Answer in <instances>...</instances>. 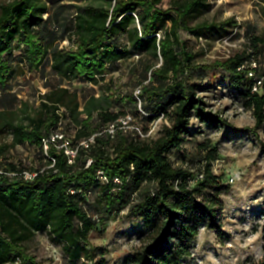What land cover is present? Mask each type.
<instances>
[{
	"label": "trees",
	"instance_id": "trees-1",
	"mask_svg": "<svg viewBox=\"0 0 264 264\" xmlns=\"http://www.w3.org/2000/svg\"><path fill=\"white\" fill-rule=\"evenodd\" d=\"M161 3L162 0H103V4L79 5L69 30L72 46L65 47L57 43L53 25L63 14L61 8L52 10L49 0L0 2V90L11 105L0 108V133H12L14 143L29 140L40 147L42 136L57 127L61 116L68 119V129L71 124L76 128V139L102 131L127 111L137 116L144 129L145 123L163 113L168 120L149 139L121 130L114 140L106 133L97 135L96 143L88 150L82 149L72 165L67 163L64 152L52 145L55 165L38 168L33 179L0 173V264H40L26 254L24 247L38 231H47L62 242L70 259H93L96 253L95 247L89 245V232L104 216L115 215L125 207L133 214L140 213L148 223L162 220L167 226L157 238L136 249L130 264H184L192 257L199 228L220 226L223 207L219 195L226 185L224 174L213 170L218 147L212 146L210 139L201 142L198 153L202 158L196 166L173 161L169 152L180 149L187 141L193 118L214 127L233 126L199 93L201 84L194 79L203 80L209 69L227 71L228 87L239 92L245 104L254 109L255 124L236 130L258 135L257 129L264 124V83L253 91V76L239 67L257 59L262 64L256 74L264 75V36L249 32L228 57L196 63V55L181 40L179 30L202 36L208 29L235 27L237 20L228 17L191 26L187 17L208 8L209 0H174L168 8ZM123 33H127V40L122 41ZM21 44L25 46L22 62L27 67L39 68L49 60L61 78V83L41 93L40 106L28 124L16 120L17 93L7 91L10 87L6 85L16 61L13 51ZM135 54H139L136 61L141 65L142 80L137 85H142L140 98L146 114L140 112L133 91L122 102L103 86L113 89L115 80L110 77L106 81L107 69L119 70V62ZM81 76L100 86L98 96L93 91L81 97L77 89L64 84ZM261 150L264 155V140ZM89 157L93 158L90 164ZM9 166L8 171L19 169L13 162ZM193 167L198 168L197 173H193ZM99 169L105 170L109 182L98 177ZM201 173L203 177L197 178ZM115 177L121 178V188L115 189ZM70 187L77 191L70 192ZM95 203L98 210L91 213ZM241 264H264V254Z\"/></svg>",
	"mask_w": 264,
	"mask_h": 264
},
{
	"label": "rangeland",
	"instance_id": "rangeland-1",
	"mask_svg": "<svg viewBox=\"0 0 264 264\" xmlns=\"http://www.w3.org/2000/svg\"><path fill=\"white\" fill-rule=\"evenodd\" d=\"M5 1L9 0H0L1 3ZM173 1L162 0L161 5L168 8L173 5ZM88 2L103 4V0H49L52 10L61 8L60 13H63L53 23L60 46H72L69 30L73 28L74 15L79 5ZM209 3L208 8L190 13L187 17L189 25L194 26L205 20L221 21L228 17H234L238 25L225 30L208 29L202 36L180 29L181 40L196 55V63L228 57L234 49L240 47L246 38L245 34L249 32L264 36V0H209ZM172 14L176 15L174 11ZM168 24L171 25V21ZM121 38L122 41L127 40V33H123ZM24 47L21 44L13 51L16 61L12 64L14 70L7 78L6 85L12 88L7 91L17 93L14 107L16 120L28 124L29 117L34 116L35 110L40 106L41 93L61 83V78L52 70L49 60L39 68L27 67L22 62ZM5 57L10 56L5 54ZM137 59L131 57L121 60L119 70L115 72L107 69L109 72L106 81L113 77L115 85L108 90L103 85L105 82L101 81V84L115 100L126 101L127 96L142 80L141 65L137 64ZM194 81L201 84L199 93L205 96L209 106L222 112L233 126L214 127L193 118L192 133L187 141L180 149L169 152L173 161L196 166L195 163H199L202 158L198 153V145L210 139L211 145H216L219 149L213 164L214 172L224 174L226 185L219 195L223 207L220 226L216 229L206 226L199 228L193 241L192 257L184 264H241L247 260H257L264 254V155L261 150L264 124L257 129L258 135L248 130H236L255 124L254 109L245 104V98L239 92L228 87L229 73L224 69H209L203 80L195 78ZM64 84L77 89L81 97L93 91L100 93L102 90L84 76L73 83L64 81ZM2 94L0 90V108H11L8 105L10 101L2 97ZM162 121L154 126L157 130ZM145 125L146 130L151 126L150 123ZM69 133L72 134L73 130ZM47 160L37 143L29 140L14 143L12 133H0V173H12L8 171L11 168L10 162L18 167L32 169L49 166ZM191 170L193 173L198 172L196 167ZM236 171L242 175L237 181L231 182L229 174ZM98 194L99 192L96 193ZM96 195L94 194L95 197ZM96 204L92 205L91 213L98 210ZM166 229L162 220L155 224L148 223L140 213L133 214L125 207L115 215L104 216L89 232V245L95 247L96 253L93 259H70L63 251V243L53 239L47 231L36 232L25 242L24 247L26 254L34 257L40 264H130L129 259L136 249L157 238Z\"/></svg>",
	"mask_w": 264,
	"mask_h": 264
},
{
	"label": "built area",
	"instance_id": "built-area-1",
	"mask_svg": "<svg viewBox=\"0 0 264 264\" xmlns=\"http://www.w3.org/2000/svg\"><path fill=\"white\" fill-rule=\"evenodd\" d=\"M245 41V40H244ZM133 58H139V54H135L133 56ZM262 63L259 62L257 59H251L249 61H247L246 63L242 64L239 68L240 69H247L249 70V76H253L254 78V83H253V87L252 90L253 91H258L259 89H261V86L264 83V75L260 76L256 74V68H258ZM264 64V61H263ZM97 76H99L97 74ZM107 76V73H106ZM142 85H138L134 91L133 94L135 95V97L138 99V107L139 110L142 114H146L145 111L142 108L141 105V93H142ZM100 93L96 92V95L98 96ZM81 109H83V105H81ZM64 110V108H62V111ZM163 120L165 123L168 124V120L165 118L164 113L161 114L157 119L153 120L150 122L151 126L150 128H148L147 130L143 128V126L140 124L141 122H139L137 120V117L127 111L125 114L119 116L116 120H114L113 122H109L102 131H98L95 133H93L92 135L88 136V137H82V138H78L76 139L75 137V132H76V128L74 127L73 124H71V128L68 129L67 128V124H68V119L65 118L64 116H61V120H59L57 127H55L54 129H52L48 134H45L44 136H42L41 138V144H40V148L41 151L43 153V157L47 158L48 162H49V166H44V167H40L39 169L43 170L46 167H53L56 163V157L52 154V152H50L51 146L54 145L56 147V149L58 151H63L66 158H67V163L69 165L75 164L77 161V158L80 155V152L82 149L84 150H88L90 149L95 143H96V136L100 135L102 133H106L108 134L110 137H112V139H116V136L118 134V132L124 131L126 133H131L135 136H137L138 138H142V139H149L154 137L155 135L158 134L160 128H158V130L154 127L157 123H160L158 121ZM162 121V123H164ZM162 125V124H161ZM74 127V128H73ZM73 133H69V131H72ZM157 130V131H156ZM156 131V133H154ZM93 161L92 157L88 158V164H90ZM19 169L17 171H10V175L15 176H23L25 179H33L35 177V175L37 174V169L38 168H22V167H18ZM214 166H213V170H214ZM98 177L103 181V182H109V177L106 174L105 170L103 169H99L98 171ZM241 173L239 171H236L234 173L229 174V180L231 182H235L237 181L240 177H241ZM198 177H203V174H199L197 175ZM194 181V180H193ZM114 183H115V189L121 188L120 185L122 184V180L119 177H115L114 178ZM69 191L72 193H75L77 190L74 189L73 187L69 188Z\"/></svg>",
	"mask_w": 264,
	"mask_h": 264
}]
</instances>
